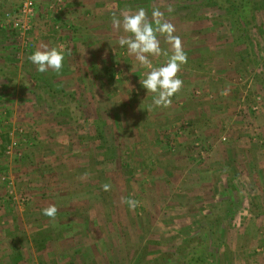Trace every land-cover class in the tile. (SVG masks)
<instances>
[{"label":"rangeland","instance_id":"1","mask_svg":"<svg viewBox=\"0 0 264 264\" xmlns=\"http://www.w3.org/2000/svg\"><path fill=\"white\" fill-rule=\"evenodd\" d=\"M8 1L0 20L21 2ZM169 5L188 56L184 85L167 108H149L112 14ZM63 6L69 28L56 25L48 44L66 50L59 73L28 60L33 29L23 47L0 28V264H182L208 225L216 233L206 264H264V6L240 27L224 2ZM37 10L35 0L32 23ZM11 131L19 156L4 153ZM50 204L54 219L42 214Z\"/></svg>","mask_w":264,"mask_h":264},{"label":"clouds","instance_id":"2","mask_svg":"<svg viewBox=\"0 0 264 264\" xmlns=\"http://www.w3.org/2000/svg\"><path fill=\"white\" fill-rule=\"evenodd\" d=\"M173 11L169 5L164 10L153 6L150 14L145 7L123 10L119 15L112 14V26L119 33L116 43L132 57L131 67L142 70L139 85L146 94H152L149 108H167L184 85L180 73L188 62V56L181 36L176 34V26L171 22L169 14ZM162 44H167L168 48ZM65 56L63 45L49 46L42 42L27 58L39 73H47L50 69L59 73ZM128 87L130 94L133 89ZM110 187L109 184L102 185L105 191ZM125 203L131 210L138 205V201L131 198H126ZM57 212L55 204L42 209V214L51 219L56 217Z\"/></svg>","mask_w":264,"mask_h":264},{"label":"trees","instance_id":"3","mask_svg":"<svg viewBox=\"0 0 264 264\" xmlns=\"http://www.w3.org/2000/svg\"><path fill=\"white\" fill-rule=\"evenodd\" d=\"M186 1H195L200 2L204 5H210L212 7H217L218 9L221 8L220 5L224 2L228 5V8L224 9L225 16L228 15L229 18L231 17V24L240 27L243 24H248L249 19L255 20L256 16L260 12L261 7L264 6V0H186ZM3 142L5 139L3 138ZM206 238L202 239L199 237V243L194 245L192 249L188 252L186 256H183L180 259L182 264H185L186 261L189 264H206L209 261V244H214L212 242V237L210 235H214L216 233V227L214 225L206 226ZM211 238V239H210ZM202 239V240H201ZM215 243H220L219 238L216 237ZM218 247V244H217ZM185 257H188V260ZM159 260V258H156ZM158 261L156 260V263ZM180 262V261H179Z\"/></svg>","mask_w":264,"mask_h":264},{"label":"built area","instance_id":"4","mask_svg":"<svg viewBox=\"0 0 264 264\" xmlns=\"http://www.w3.org/2000/svg\"><path fill=\"white\" fill-rule=\"evenodd\" d=\"M57 3H52L49 5L48 9L51 12H58L55 8L56 6H59V3H61V0H57ZM60 10V8H58ZM35 12V0H21L18 8L11 13H6L3 15L2 19L0 20V28H10L15 33V38L17 41L21 42V45L23 47L27 45V38L25 37L26 34L32 29L33 23L32 18L34 16ZM19 133H21V130H19ZM7 139H8V145L5 147L4 153L8 156H11L15 154L14 150L16 149L17 145H19V142L14 139V131L7 132ZM17 150V149H16ZM17 156L20 155L19 151L16 152ZM1 180L7 184L8 191L10 189V186H12V182H9L6 178L2 177ZM9 195L12 197L11 191L8 192ZM15 201H17V197H13ZM23 202L25 198L23 196H19L18 199Z\"/></svg>","mask_w":264,"mask_h":264},{"label":"crops","instance_id":"5","mask_svg":"<svg viewBox=\"0 0 264 264\" xmlns=\"http://www.w3.org/2000/svg\"><path fill=\"white\" fill-rule=\"evenodd\" d=\"M52 1L54 0H36V4L39 10L36 11L35 21H34L35 23H33L34 27H32L33 32L35 34L34 36L35 42L34 41L33 42L36 45V47H38L42 42L46 44H49V43L51 44V42L54 40L53 38L54 34H53L52 29H55V28L58 29V26H59L61 30L67 31L66 29L69 28L70 19L65 17L64 12H63L64 10L68 11L67 7L63 6V9L61 11L59 10L60 12H58V16H54L53 13H51V11H49L48 9V6L50 3H52ZM8 2L9 1L7 0V3ZM46 15L48 16L50 15V17L51 15H53L52 18L57 17L58 18L57 20L60 23L53 25V23H56V22L54 20L53 21L50 20L51 19L50 17H49L50 19L46 18L47 17ZM48 21H50L51 23ZM49 30L52 31L51 34H49V32H46ZM34 86H35V90H37L36 88H38L39 91H49V86L47 83H43V82L40 83L39 81H36L34 82Z\"/></svg>","mask_w":264,"mask_h":264}]
</instances>
